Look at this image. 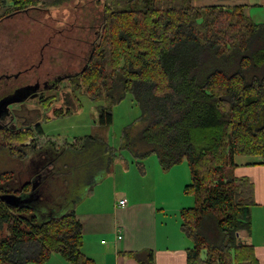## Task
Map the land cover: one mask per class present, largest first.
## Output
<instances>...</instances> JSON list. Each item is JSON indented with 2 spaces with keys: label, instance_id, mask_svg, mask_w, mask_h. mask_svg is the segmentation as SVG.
Listing matches in <instances>:
<instances>
[{
  "label": "trees",
  "instance_id": "trees-1",
  "mask_svg": "<svg viewBox=\"0 0 264 264\" xmlns=\"http://www.w3.org/2000/svg\"><path fill=\"white\" fill-rule=\"evenodd\" d=\"M67 1L0 0V21ZM196 1L105 0L104 21L88 40L80 70L49 73L39 82L50 88L69 79L96 104L97 121L108 128L114 107L133 95L142 114L123 131L121 150L141 158L156 154L164 169L185 161L190 168L185 193L193 195L195 205L180 211L182 231L192 242L187 264H260L244 239L252 231L255 187L232 169L239 156L250 159L248 166L264 165V23L240 5L196 8ZM26 72L5 73L0 84ZM24 85L4 93L0 88V102L30 95ZM38 99L49 109L55 96ZM54 113L52 118L69 112ZM52 118L4 130L0 149L22 163ZM105 145L109 171V155L116 157L118 150ZM50 170L41 177L35 173L36 181L0 171V264H47L54 255L68 264H96L83 251V224L75 209L86 194L88 174L80 185L75 182L71 201L58 208L48 190L55 174ZM5 195L16 204L3 201ZM125 255L154 264L152 251Z\"/></svg>",
  "mask_w": 264,
  "mask_h": 264
},
{
  "label": "rangeland",
  "instance_id": "rangeland-1",
  "mask_svg": "<svg viewBox=\"0 0 264 264\" xmlns=\"http://www.w3.org/2000/svg\"><path fill=\"white\" fill-rule=\"evenodd\" d=\"M104 2L105 0H68L62 6L50 8L38 6L30 12L2 19L0 21V77L5 73L18 74V71L25 72L27 69V72L18 79H3L0 84L3 93L26 83L36 85L39 80L44 81L49 73L60 74L80 70L88 55V40L93 41L96 27L101 26L104 21ZM200 5L195 6L196 8L229 7L221 2ZM41 84L42 88L41 90L39 88L36 94L31 92L24 99L9 101V106L13 104V109L19 110L18 112L26 119L32 118L33 123L45 120L47 117H54L55 109L63 112L67 110L69 113L43 123L46 136L37 138L36 149L31 152L29 160L26 159L21 163L18 159L12 158L8 150L0 149V171H15L24 180L30 177L36 181L37 178L34 179L33 176L42 166L43 159L47 161L55 159V163L51 164V170L48 169L51 174L52 166L55 168L48 190L51 200L57 204L58 208L66 205L67 201L68 203L71 201L75 182L80 185L87 174L91 179L89 187L106 179L102 182L103 185L98 187L97 198H94L97 206L100 207L107 202L105 196H109V191L114 194V188L119 198L121 196L132 199L156 197L160 208V218L165 215L164 213H168L177 215L181 220L180 210L183 207H194L193 195L185 193V187L191 182V172L187 161L170 169H164L156 154L141 158L129 150H121L123 131L142 114L133 95H127L114 107L113 124L108 128L99 125L96 104L84 94V91L78 90L69 79L58 83L56 87L45 88L44 83L41 82ZM42 95L55 96L49 109L40 105L38 98ZM20 102H24L23 105ZM23 121L15 120L10 127H27ZM2 130L1 128L0 142L6 143V132ZM87 137L93 139L98 137L102 142L94 143L91 139L84 147ZM64 142H69L70 146L68 147L69 144ZM106 143L113 150H118L116 157L115 153L109 155L112 159L110 173L107 169L109 160L105 161ZM46 150L49 155L45 152ZM238 158L239 161L241 158L247 160L245 165L248 166L247 163L250 160L248 157L239 156ZM258 159L262 158L258 157ZM30 161L33 163V168L29 164ZM95 172L98 175L95 176ZM159 173H163L164 178ZM43 210L45 211V207H42ZM256 215V211L252 209L253 229ZM257 229L258 237L261 238L263 229L260 226ZM204 253H207L206 250ZM56 257L68 264L60 255H55L48 263L56 264Z\"/></svg>",
  "mask_w": 264,
  "mask_h": 264
},
{
  "label": "crops",
  "instance_id": "crops-1",
  "mask_svg": "<svg viewBox=\"0 0 264 264\" xmlns=\"http://www.w3.org/2000/svg\"><path fill=\"white\" fill-rule=\"evenodd\" d=\"M217 2L224 3L226 6H243L245 12L256 23H264V0H198L195 5H212ZM64 143L70 146L69 142ZM45 152L49 155L47 150ZM30 158L31 154L27 160ZM235 160L238 166L232 169V174L237 178L250 179L255 187V205L252 209L257 215L253 221L254 229L252 225L250 235H246L244 239L249 245L254 246L259 263L264 264V165L246 166L247 160L241 158L239 161L238 157ZM43 161L42 166L36 171L39 174L46 172L47 168H51L53 164L50 159L48 161L43 159ZM53 161L55 163V160ZM29 164L33 168L31 161ZM53 169L55 168L53 167L52 171ZM159 174L164 178L163 173ZM105 180L94 183L89 188L91 179H87L86 194L75 205L77 217L83 224L85 254L94 259L96 264H141L125 254L148 250L153 252L154 264H187V249L192 247V242L182 231V219L179 220L177 215L168 213H164L165 215L160 218V208L156 197L132 199L121 196L119 198L115 188L114 194L109 191V196H105L107 202L101 204V207L97 206L94 198H97L98 187L102 186ZM123 199L127 200L125 207L119 206V202ZM258 226L263 229L261 238L258 237ZM119 236L122 238L119 239ZM55 263L65 264L58 257Z\"/></svg>",
  "mask_w": 264,
  "mask_h": 264
},
{
  "label": "flooded vegetation",
  "instance_id": "flooded-vegetation-1",
  "mask_svg": "<svg viewBox=\"0 0 264 264\" xmlns=\"http://www.w3.org/2000/svg\"><path fill=\"white\" fill-rule=\"evenodd\" d=\"M17 76V75H16ZM15 76V77H16ZM62 80H60L59 83H61ZM47 83L45 82L43 87L48 88L49 86L46 85ZM40 88V89H39ZM42 88V84L39 82H37L36 85H32L29 84L26 87V92H29V94L31 92H34L33 94L37 93V90H41ZM10 104H8V100L7 101H1L0 102V129L2 128L3 130L9 129L11 128L10 125H12L14 123L15 120H18L19 122L24 119V125H28V124H32L33 123V119L32 118H27L25 116H23L22 114H20L16 109H13L12 105L11 107L9 106ZM23 105V104H21ZM14 110V111H11Z\"/></svg>",
  "mask_w": 264,
  "mask_h": 264
},
{
  "label": "water",
  "instance_id": "water-1",
  "mask_svg": "<svg viewBox=\"0 0 264 264\" xmlns=\"http://www.w3.org/2000/svg\"><path fill=\"white\" fill-rule=\"evenodd\" d=\"M1 199L3 201H5L6 203H8L9 205H15L16 204L15 201H14V199H13V196H7V195H5V196H2Z\"/></svg>",
  "mask_w": 264,
  "mask_h": 264
},
{
  "label": "built area",
  "instance_id": "built-area-1",
  "mask_svg": "<svg viewBox=\"0 0 264 264\" xmlns=\"http://www.w3.org/2000/svg\"><path fill=\"white\" fill-rule=\"evenodd\" d=\"M127 205V200L126 199H123L119 202V206L121 207H125ZM122 237L119 236V239H121Z\"/></svg>",
  "mask_w": 264,
  "mask_h": 264
}]
</instances>
